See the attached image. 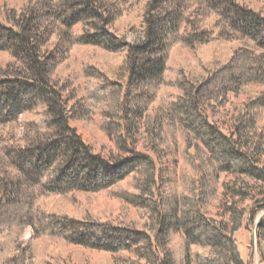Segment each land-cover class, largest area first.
Segmentation results:
<instances>
[{
  "label": "trees",
  "instance_id": "1",
  "mask_svg": "<svg viewBox=\"0 0 264 264\" xmlns=\"http://www.w3.org/2000/svg\"><path fill=\"white\" fill-rule=\"evenodd\" d=\"M134 6L143 8L144 31L129 44L108 28ZM5 18L0 52L13 62L0 66V264H33L22 237L29 228L36 238L127 253L123 264H180L173 236L182 239L185 264H246L237 235L247 214L239 203L259 184L249 223L264 210V16L237 0H28ZM78 27L82 33L74 32ZM213 44L212 63L167 80L174 48L196 52ZM227 44L238 47L227 54L221 47ZM71 46L125 54L126 86L94 73L91 78L103 84L88 88L78 103L84 112L98 108L110 118L104 125L118 155L96 154L70 125L75 97L60 85L57 70ZM232 95L249 101L227 133L219 120L233 105ZM170 127L185 138L191 169L180 181L167 178L169 166L161 163L170 155ZM141 133L148 152L139 149ZM222 176L233 179L222 183L229 218L219 220L209 209L220 200ZM129 178L136 194L124 192L122 199L147 218L139 229L73 219L44 204L51 197L105 192ZM256 230L264 260V218Z\"/></svg>",
  "mask_w": 264,
  "mask_h": 264
},
{
  "label": "rangeland",
  "instance_id": "2",
  "mask_svg": "<svg viewBox=\"0 0 264 264\" xmlns=\"http://www.w3.org/2000/svg\"><path fill=\"white\" fill-rule=\"evenodd\" d=\"M237 1L248 5L264 16V0ZM27 3L28 0H0V21L5 23L7 21L5 17L10 10L16 9L20 13ZM142 9V6H134L129 14L118 20L112 26V29H108L116 37L118 36L121 41L129 44L139 41L144 31L141 28ZM55 26V24H52L50 31ZM74 32L77 34L82 33L79 27L75 28ZM56 42H58V36H55L52 40V43L55 44ZM61 44H64L62 40H60ZM232 46L234 48L238 47L237 44H227L221 47L228 54ZM217 47L216 44H213L199 49L196 52L191 51L184 45L174 48L169 58L170 61L166 73L167 80L174 81L180 77L181 73L194 72L195 69L197 71L199 64L202 62L206 64L212 63L213 54ZM124 59V53L113 54L97 47L71 46L66 60L57 70V79H59L60 85L68 87L69 91L72 90L71 98L75 97L69 104L73 110L70 125L76 129L82 140L88 146H91L96 154L102 156L119 154L116 141L109 136L104 125L110 118H106L105 115L103 116L101 110L98 108H92L88 112H84L78 103L80 98L87 95L88 88L103 84V81H97L91 78L94 73L100 72L102 76L105 75L104 77L112 83L116 85L120 83L126 86L128 78L125 76L123 70L120 69L124 63ZM12 62L13 60L9 54L0 52L1 67H7ZM166 91L172 93L174 97L177 96V91L172 88L168 87ZM231 97L233 105L229 106L227 110H222V119L219 120L220 126L227 133L235 125L233 115L237 114L244 102L249 101L248 96L245 95L237 98L234 95ZM167 133L169 139L168 153L170 155L161 163L164 166H169L170 173L166 175L167 178L180 181L184 172L191 171L185 154V138H182L172 127L167 128ZM146 137L145 134L141 133L139 138V149L143 152H148L149 140ZM262 159L264 162V156ZM174 172L175 175L173 174ZM232 179V176H222L219 181L220 200L209 209V214L215 219L221 220L229 218L224 215L226 199L222 196L224 192L222 183L231 182ZM132 180V178H129L116 188L101 193H93L91 195L75 193L65 197H51L44 200V204L47 205L50 211L59 215H67L73 219L93 218L102 223L108 222L116 226L130 225L139 229L144 226L147 218L145 216L143 217L141 210L134 208L122 199L124 192L136 194ZM175 187L173 186L172 188L174 189ZM260 188L261 185L259 184L253 190V193L251 192L252 195L247 200L239 203V207L245 210L247 214L246 224L237 235L242 259L246 264H264V260L259 253L260 245L256 230L257 224L264 218V210L257 212L255 221L249 223V213L255 205L253 197L259 195V192H261ZM22 237L25 243H27L29 251L35 255L33 264H123V261L130 257L127 253L115 255L109 252L90 250L78 245L75 246L63 238H52L49 236L36 238L32 228L27 229ZM171 245L179 258V263L185 264L183 262L184 249L182 248L181 237L173 236ZM200 252L202 253V251Z\"/></svg>",
  "mask_w": 264,
  "mask_h": 264
}]
</instances>
